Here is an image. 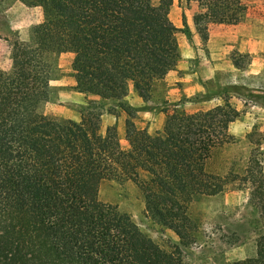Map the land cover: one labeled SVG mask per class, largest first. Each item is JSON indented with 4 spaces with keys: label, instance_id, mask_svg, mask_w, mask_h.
Masks as SVG:
<instances>
[{
    "label": "trees",
    "instance_id": "1",
    "mask_svg": "<svg viewBox=\"0 0 264 264\" xmlns=\"http://www.w3.org/2000/svg\"><path fill=\"white\" fill-rule=\"evenodd\" d=\"M20 1L40 6L43 20L27 40L14 34L12 67L0 69V264H185L201 236L192 203L226 188L207 164L226 142L234 110L164 107L162 131L154 134L128 120L129 148L114 127L100 133L98 116L76 121L44 111L62 52L74 54L77 91L116 106L130 86L146 97L177 63L173 0ZM186 1L199 5L204 38L208 23L236 22L245 10L242 0ZM106 180L140 187L147 216L177 235L173 249L100 199ZM246 182L263 232L254 255L221 264H264V179Z\"/></svg>",
    "mask_w": 264,
    "mask_h": 264
},
{
    "label": "rangeland",
    "instance_id": "2",
    "mask_svg": "<svg viewBox=\"0 0 264 264\" xmlns=\"http://www.w3.org/2000/svg\"><path fill=\"white\" fill-rule=\"evenodd\" d=\"M242 2L245 10L240 20L210 22L204 38L195 20L198 3L173 0L169 15L177 27V63L153 82L146 97L130 86L123 105L75 89L73 53L62 52L54 58L45 113L76 121L84 113L91 120L98 116L100 133L114 127L122 148L130 147L128 120L154 134L162 131L164 107L189 113L216 105L234 110L226 142L213 151L207 164L208 170L225 181L226 188L192 203L201 236L192 245V254L184 256L185 264H221L252 256L255 239L263 232L255 224L256 210L246 181L264 179V155L259 154L264 151L260 141L264 131V0ZM0 6V69L9 70L10 39L16 34L27 40L30 27L43 20V11L20 0H4ZM99 197L130 214L164 249H173L177 235L147 216L143 192L135 182L106 180L100 185Z\"/></svg>",
    "mask_w": 264,
    "mask_h": 264
}]
</instances>
